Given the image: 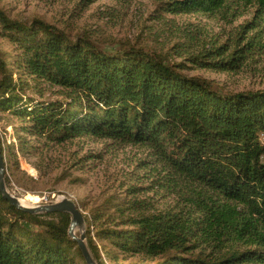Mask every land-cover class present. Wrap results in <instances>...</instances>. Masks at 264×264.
Masks as SVG:
<instances>
[{"label":"trees","instance_id":"1","mask_svg":"<svg viewBox=\"0 0 264 264\" xmlns=\"http://www.w3.org/2000/svg\"><path fill=\"white\" fill-rule=\"evenodd\" d=\"M156 11L229 25L249 18L223 35L179 30L171 53L161 54L139 43L112 50L71 39L0 8V39L16 52L8 64L0 51V112L24 122L16 129L24 155L22 134L54 145L91 137L148 150L147 187L129 185L83 214L96 264H264V90L228 92L184 73V61L233 74L258 62L264 0H167ZM27 79L40 96L38 82L59 88L65 102L27 97ZM0 151L5 158L1 141ZM8 158L18 166L13 145ZM148 192L172 204L159 208ZM70 219L28 214L0 194V264H85L68 236Z\"/></svg>","mask_w":264,"mask_h":264},{"label":"rangeland","instance_id":"2","mask_svg":"<svg viewBox=\"0 0 264 264\" xmlns=\"http://www.w3.org/2000/svg\"><path fill=\"white\" fill-rule=\"evenodd\" d=\"M162 1L167 0H0V8L18 21L29 23L38 18L65 31L71 39L85 36L106 49L139 43L161 54L171 53L170 47L180 40L179 30L198 27L210 37L223 35L249 18H240L229 25L201 14L168 15L156 11ZM0 51L8 64H12L16 55L14 46L0 39ZM172 59L181 61L175 56ZM184 62L185 74L211 80L225 91L264 90V56L236 74L215 72ZM27 82L30 87L25 91L27 97L65 102L59 88L38 82L40 96L33 89V81L27 79ZM21 125H24L22 120L0 112L6 188L27 205L50 204L68 198L86 214L94 203L110 195H122L129 185H149L150 165H141L143 161H150L146 148L119 146L91 137L54 145L22 134L28 145L24 155L17 150L16 129ZM11 145L17 156V167L8 158ZM163 195L147 193L159 208L172 204V198ZM85 230L86 226L84 233Z\"/></svg>","mask_w":264,"mask_h":264},{"label":"water","instance_id":"3","mask_svg":"<svg viewBox=\"0 0 264 264\" xmlns=\"http://www.w3.org/2000/svg\"><path fill=\"white\" fill-rule=\"evenodd\" d=\"M5 163L0 151V194L3 199L9 202L13 207L31 215L49 214V213H67L70 215V224L68 227V236L74 241L83 256L85 264H96L93 260L87 245L84 233L85 222L83 212L78 206L68 198H62L57 202L43 205L30 206L21 202V199L13 196L6 188L5 180Z\"/></svg>","mask_w":264,"mask_h":264},{"label":"built area","instance_id":"4","mask_svg":"<svg viewBox=\"0 0 264 264\" xmlns=\"http://www.w3.org/2000/svg\"><path fill=\"white\" fill-rule=\"evenodd\" d=\"M261 141L264 142V136L261 137Z\"/></svg>","mask_w":264,"mask_h":264},{"label":"bare ground","instance_id":"5","mask_svg":"<svg viewBox=\"0 0 264 264\" xmlns=\"http://www.w3.org/2000/svg\"><path fill=\"white\" fill-rule=\"evenodd\" d=\"M22 202V201H21ZM23 204H25L24 202H22ZM25 205H27V204H25Z\"/></svg>","mask_w":264,"mask_h":264}]
</instances>
